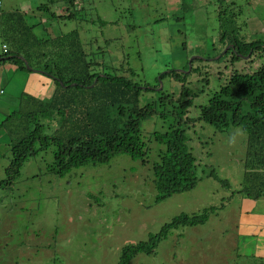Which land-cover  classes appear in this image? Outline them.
I'll use <instances>...</instances> for the list:
<instances>
[{"label":"rangeland","instance_id":"1","mask_svg":"<svg viewBox=\"0 0 264 264\" xmlns=\"http://www.w3.org/2000/svg\"><path fill=\"white\" fill-rule=\"evenodd\" d=\"M88 2L80 0L79 7H85L88 15L83 11L75 21L51 20V13L65 11L63 0L4 3L5 12L29 15L36 11L28 22H42L34 29L38 37L45 36L44 27L51 36L79 28L86 50L98 53L94 58L99 63L113 70L127 60L137 73L136 80L151 89L141 96L142 106L159 103L162 92L179 96L182 84L168 77L160 80L159 75L172 68L185 73L191 90L198 94L186 116L192 119L234 70H255L261 65L250 53L245 59L253 57L252 64L241 60L230 66L231 56H226L233 45L222 48L217 40L223 30L246 42L264 41V0ZM43 5L49 11L37 10ZM97 18L108 24H94ZM187 57L189 61L203 59L195 65L196 73L184 69ZM207 71L210 82L201 89L199 76ZM55 88L42 71L0 66V124L21 109L18 96L22 92L46 99ZM172 119L155 116L144 122L143 136L148 141L153 132L165 131ZM28 120L14 114L8 126L24 128ZM189 127V147L197 158L200 181L194 189L160 202L156 201L152 164L159 160L162 147L154 141H145L150 152L147 166L122 154L108 164L73 169L63 178L48 171L53 162V148H49L25 163L8 191L1 184L12 158V138L0 130V264H119L125 245L147 241L174 218L199 214L211 206L216 210L206 223L172 229L155 254L141 253L129 264H264V249L257 253L251 245L245 247L250 236L243 230L247 223L255 227V234L262 229L264 237V200L244 199L235 193L223 206L244 182L246 135L238 128L220 132L204 123Z\"/></svg>","mask_w":264,"mask_h":264},{"label":"trees","instance_id":"2","mask_svg":"<svg viewBox=\"0 0 264 264\" xmlns=\"http://www.w3.org/2000/svg\"><path fill=\"white\" fill-rule=\"evenodd\" d=\"M63 1L65 11L61 15L49 14L51 20L75 21L82 18L83 11L88 15L85 7H79L80 0ZM86 3L89 4L88 0ZM37 10L46 12L49 6L43 5ZM35 12L27 15L19 11L5 12L3 8L0 13V26L4 25L1 37L3 46L7 47L6 51L3 47L4 52L0 55V66L12 64L22 72L42 71L56 84L52 95L46 99L22 92L18 96L21 109L0 124V130L5 129L12 138V158L1 184L3 189L11 191L25 163L49 148H53V162L48 171L59 178L73 169L108 164L122 154L147 166L150 152L143 136V123L159 116L164 121L173 119L165 131L153 132L147 141L162 147L159 160L152 164L157 202L188 192L200 181L197 158L190 150L187 134L189 125L197 123L220 132L238 128L246 135L244 182L223 206L235 193L244 199L264 200V41L246 42L234 32L221 30L217 44L222 48L233 45L226 56H231L227 61L230 66L241 60L252 64L254 56L261 65L255 70L249 67L246 71L234 70L227 83L200 106L199 115L192 119L186 116L198 94L191 90L185 73L172 68L159 75L160 80L168 77L182 84L179 96L162 92L159 103L142 106L141 96L151 89L148 84L136 80L137 73L127 60L113 70L99 63L94 58L98 53L86 50L79 28L51 36L44 27L45 36L38 37L34 29L42 22H28ZM94 24L104 27L108 23L97 18ZM250 53L253 57L246 60ZM199 61L204 62L201 58H193L191 62L188 59L184 69L196 73L195 65ZM209 76V71L199 76L203 84L201 89L209 84ZM171 108L175 111L170 112ZM14 114L31 120L24 122L26 129L22 125L20 129L8 126ZM215 210L216 207L211 206L199 214H182L166 223L147 241L125 245L119 264H129L141 253L155 254L172 229L204 224ZM244 224L246 231L248 225Z\"/></svg>","mask_w":264,"mask_h":264},{"label":"crops","instance_id":"3","mask_svg":"<svg viewBox=\"0 0 264 264\" xmlns=\"http://www.w3.org/2000/svg\"><path fill=\"white\" fill-rule=\"evenodd\" d=\"M3 2H5V0H3ZM5 3H4V10H5ZM254 226L251 227H246V232L244 233L247 236H251L248 241L245 243V247L250 248L249 245L252 246V250L256 251L257 253H259L260 251H262L264 249V237L262 236V232L263 230L260 229V233L259 234H255L253 233L254 231ZM261 256L264 257V254H261Z\"/></svg>","mask_w":264,"mask_h":264},{"label":"built area","instance_id":"4","mask_svg":"<svg viewBox=\"0 0 264 264\" xmlns=\"http://www.w3.org/2000/svg\"><path fill=\"white\" fill-rule=\"evenodd\" d=\"M3 8H4V2H3V0H0V13L2 12V10H3ZM4 47V50L6 51V46H3Z\"/></svg>","mask_w":264,"mask_h":264},{"label":"water","instance_id":"5","mask_svg":"<svg viewBox=\"0 0 264 264\" xmlns=\"http://www.w3.org/2000/svg\"><path fill=\"white\" fill-rule=\"evenodd\" d=\"M192 60V59H191ZM191 60H190V62H191ZM26 64H28L27 62H25ZM30 69V68H29ZM162 89V87L160 88V90Z\"/></svg>","mask_w":264,"mask_h":264}]
</instances>
